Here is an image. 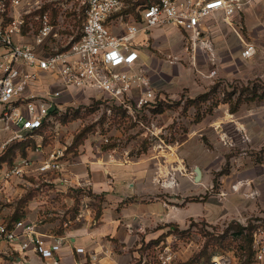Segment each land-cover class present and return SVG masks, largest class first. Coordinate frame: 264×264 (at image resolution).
Here are the masks:
<instances>
[{
  "label": "built area",
  "instance_id": "obj_1",
  "mask_svg": "<svg viewBox=\"0 0 264 264\" xmlns=\"http://www.w3.org/2000/svg\"><path fill=\"white\" fill-rule=\"evenodd\" d=\"M251 1L0 0V122L5 124L4 128L10 122L20 126V131L3 141L0 149L34 130L41 129L44 134L53 130L56 134L57 126L61 127L51 114V111L58 115L65 112L63 104L55 102L61 90L39 92L35 82L40 71L83 97L90 92L100 93L96 97L100 108L106 105L109 114L112 108H121L142 125V111L153 108L157 99L162 98H157L145 69L137 66L141 49L148 45L150 31L156 28L183 31V50L193 57L202 43L199 39L206 17L219 12L228 19ZM73 18L80 21L76 35L68 24ZM119 29L121 32L116 33ZM15 35L30 37L32 42H15ZM254 52V45L248 43L241 55L250 57ZM214 72L211 70L210 74ZM51 122L56 124L53 129ZM145 129L146 134L160 140L163 138L159 134L168 135L163 126L154 123ZM101 139L103 143L108 141L105 136ZM62 156L61 151L51 152L36 170L59 169ZM30 164L27 158L8 166L0 163V198L5 197L9 185L17 184L14 179L21 180ZM255 223L253 263L264 264V222ZM36 228L35 223L25 219L9 224L0 217V261L31 250L41 258L54 259L53 264H60L55 256L68 239L64 235H45ZM164 248L159 258L166 264L172 256L168 245ZM74 250L78 254L84 252L82 247ZM88 260L96 264L97 255L89 254ZM87 262L84 260V264ZM203 264H226V261L214 257Z\"/></svg>",
  "mask_w": 264,
  "mask_h": 264
},
{
  "label": "crops",
  "instance_id": "obj_2",
  "mask_svg": "<svg viewBox=\"0 0 264 264\" xmlns=\"http://www.w3.org/2000/svg\"><path fill=\"white\" fill-rule=\"evenodd\" d=\"M235 14L230 18L233 19ZM218 15L219 12L203 20L199 39L202 43L198 44L195 57L203 51L218 53L213 41L217 44V35L225 25L219 21ZM168 30L179 33L183 41L184 32L179 29L156 28L150 31L147 46H153L155 36L159 33L167 34ZM13 39L15 42H32L30 37L22 35H15ZM204 48L206 49L202 50ZM181 53L185 52L182 50ZM139 59L137 66L144 68L148 75L150 69H147L146 63H140ZM35 85L39 92L60 89L61 95L55 98V102L60 104L71 103L79 96L83 97L74 89L59 85L44 71L39 72ZM20 109L25 113L22 107ZM225 116L231 115L226 111L220 118ZM214 122L217 121H212L211 124ZM4 125L0 122V147L3 141L20 131L19 125L11 122L8 123V128H4ZM39 130L34 134L26 133L24 138L13 139L0 149L2 155L14 142L26 138H34L36 143L34 148L24 147V155L19 149L16 150L11 163L2 162L8 166L27 158L31 164L21 180L14 179L17 184L9 185L5 197L0 198V217L6 219L13 212L16 201L31 191V186L38 187V191L33 189L34 197L25 206L22 219L35 223L40 233L64 235L68 239L55 256L60 264H84V260L90 264L89 254L97 255L96 264H128L135 254L129 252V248L140 240L148 242L161 234H165L163 238H167L169 223L181 228L191 218L214 223L223 218L241 221L251 213L258 216L264 214V162L255 164L250 158L239 160L238 167L234 165L229 175L219 179V196L209 195L202 201L193 200L192 196L202 194V185L194 183L190 175L178 174L176 170H181L187 161L190 162L188 151L192 149V145L194 147L197 143L198 151L201 150L194 130L179 134L171 142L151 137L154 139L150 144L152 146L147 152L138 155H130L127 148L119 146L105 148L101 137L94 141L86 138L71 149V143L69 146L59 144L58 138L64 133L62 130L56 134L50 131L44 134ZM261 136L263 134L259 135ZM56 151L63 153L60 168L37 171L36 167L48 159L51 152ZM195 166L198 165H193ZM159 174L165 177L168 174L176 175L177 186L171 189L166 187V183L159 185ZM79 189L82 193L77 196L78 202L75 203L72 194ZM88 191L90 194H86ZM49 203L54 213L43 210V206ZM75 206L77 214L70 219L69 214ZM96 210L99 211L97 217ZM46 213L54 216L48 218V221L47 218L44 220ZM67 219L69 221L64 225ZM75 247L84 248V252L75 253ZM115 251L121 252L118 258H114ZM53 260L41 258L29 250L26 254L5 258L0 264H30L31 261L34 264H53Z\"/></svg>",
  "mask_w": 264,
  "mask_h": 264
},
{
  "label": "rangeland",
  "instance_id": "obj_3",
  "mask_svg": "<svg viewBox=\"0 0 264 264\" xmlns=\"http://www.w3.org/2000/svg\"><path fill=\"white\" fill-rule=\"evenodd\" d=\"M239 12L228 20L219 13L218 19L225 25L217 35V44L213 41L218 53L203 51L192 57L189 51L183 50V41L174 30L166 31L167 34L159 33L153 40V46L143 47L139 62L146 63L150 69L147 71L156 96L163 98L157 102L165 103L163 112L153 114L152 108H145L140 125L126 112L124 114L116 108L107 113L106 105L100 108V101L96 100L100 93L90 92L86 97L79 96L74 103L63 104V114L58 115L56 111L53 114L61 125L57 126L58 132H64L58 138L59 144L69 146L73 135L89 125L91 128L86 138L94 141L105 136L108 141L103 143L104 146L127 148L128 154L138 155L152 146L154 139L146 134L145 129V126L150 127V123L164 127L168 135L159 136L165 142L174 141L179 134L188 133L191 129L196 132L201 150L198 151L197 143L194 147L192 145L188 151L190 162L187 161L176 173L188 174L194 181L193 165H198L201 178L194 183L202 185V194L192 196L193 200L219 196V179L229 175L234 165L238 167L239 160L250 158L255 164L264 162V0L245 3ZM68 24L72 26V23ZM78 27L79 24L73 28L75 35ZM248 43L254 45L255 52L250 57H243L241 50ZM182 50L185 53H181ZM174 56L175 61L171 62ZM211 70L215 71L214 74H210ZM206 91H209V97L200 103L201 119L197 121V112L188 99ZM228 99L237 105L234 113L228 111L229 103L224 102ZM226 111L231 116H225L228 120H223L220 117ZM64 114H68L65 123L62 122ZM212 121L217 122L211 124ZM49 125L53 129L56 124L51 122ZM50 132L53 134V130ZM261 134L263 138L259 137ZM159 177V185L166 183V187L173 189L178 184L176 175L165 177L159 174ZM30 189L38 191V187L31 186ZM43 208L49 213L53 211L50 203ZM53 216L46 213L44 220L47 218L48 221ZM257 218L258 221L264 220V214L251 213L241 221L223 218L214 223L191 218L181 228L171 223L167 238L156 244L140 240L129 248L128 251L135 254L128 264H163L159 257L164 253L165 245H168V253L172 256L166 264H180L188 259L195 264H203L214 257H222L226 264H241L244 255L238 249L242 240L236 235L238 224L246 225ZM120 253L115 251L114 258H118ZM30 264L34 263L31 261Z\"/></svg>",
  "mask_w": 264,
  "mask_h": 264
},
{
  "label": "trees",
  "instance_id": "obj_4",
  "mask_svg": "<svg viewBox=\"0 0 264 264\" xmlns=\"http://www.w3.org/2000/svg\"><path fill=\"white\" fill-rule=\"evenodd\" d=\"M72 23V27L76 28V26L78 24H80L79 19L77 18H73V21H71ZM231 95V93L229 94ZM209 97V91H206L204 93L199 94L197 97L195 98H191L188 99L189 103L192 104V106L194 107L196 113V120L199 121L201 119V115L199 114V110H200V103L204 102L208 99ZM224 102H228L229 103V109L228 111L230 113H234L237 110V105L236 103H231L230 99L225 100ZM164 101H158L156 102L155 106L151 109V112L154 113H161L163 112V108H164ZM218 105V103H215V106ZM119 111H122L124 114L125 111L121 108H116ZM77 112V111H75ZM51 114H55V111H51ZM67 115L68 114H64L63 115V120L62 122L65 123L67 121ZM91 126L87 125V126H83L81 129H79L72 138V142L70 145V148L73 149L75 147H77L79 144H81L85 139L86 136L88 134V132L90 131ZM40 131V130H34L32 132V134H34L35 132ZM35 140L34 138H29V139H24V140H20V141H16L14 142L9 148H7L5 150V152L0 155V163L8 161V163L12 162L13 156L15 154L16 150H20L21 154L24 155V147H31L34 148L35 147ZM112 145H106L105 148H109ZM82 193V190H74L73 191V196L75 198V203L78 202V195H80ZM86 194H90L89 191L86 192ZM34 197V193L32 191H29L28 193H26L24 196H22L19 200L16 201L15 205H14V209L13 212L11 214H9L6 217V221L11 224L12 222H15L19 219H22L24 217V213H25V206L28 204L29 201H31ZM77 206L73 207V209H71L70 212V219L75 218L76 214H77ZM98 210L95 211V217H97L98 215ZM258 220V218L256 219V221ZM62 222V221H61ZM261 222H264V220H261ZM171 223L168 224V226H170ZM257 226V224L255 222L249 221L248 223H246V225H241L238 224V229L236 231V235L237 237H240L241 243L238 246V249L240 250V253H242V255H244V259L241 262V264H251L253 262V256H254V252L252 249V237H253V231L255 229V227ZM165 234H161L159 237H157L156 239H152L149 240L148 242L151 243H158L160 242ZM180 264H195L193 262L192 259H188L185 262H182Z\"/></svg>",
  "mask_w": 264,
  "mask_h": 264
},
{
  "label": "water",
  "instance_id": "obj_5",
  "mask_svg": "<svg viewBox=\"0 0 264 264\" xmlns=\"http://www.w3.org/2000/svg\"><path fill=\"white\" fill-rule=\"evenodd\" d=\"M194 182H198L201 178V170L198 166H195L194 167Z\"/></svg>",
  "mask_w": 264,
  "mask_h": 264
}]
</instances>
